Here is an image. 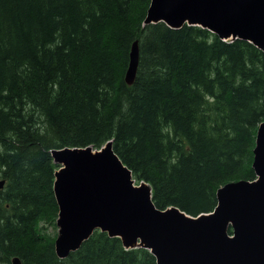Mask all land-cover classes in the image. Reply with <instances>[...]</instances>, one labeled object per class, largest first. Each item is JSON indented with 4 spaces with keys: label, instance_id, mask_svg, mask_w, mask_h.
Here are the masks:
<instances>
[{
    "label": "trees",
    "instance_id": "obj_1",
    "mask_svg": "<svg viewBox=\"0 0 264 264\" xmlns=\"http://www.w3.org/2000/svg\"><path fill=\"white\" fill-rule=\"evenodd\" d=\"M150 3L0 0V264H158L99 229L57 255L52 149L113 141L157 207L193 216L216 208L221 186L256 178L264 51L198 25H144Z\"/></svg>",
    "mask_w": 264,
    "mask_h": 264
},
{
    "label": "water",
    "instance_id": "obj_2",
    "mask_svg": "<svg viewBox=\"0 0 264 264\" xmlns=\"http://www.w3.org/2000/svg\"><path fill=\"white\" fill-rule=\"evenodd\" d=\"M165 22L209 29L224 40H249L264 51V0H151L144 24ZM139 45L133 43L126 81H135ZM254 180L221 186L212 212L190 215L161 209L152 188L139 186L113 149L63 147L51 150L60 165L54 191L59 205L56 253L67 257L97 229L123 239L127 248L151 250L158 264H264V121L253 149ZM5 180H0V188ZM232 229V233L229 230ZM12 264H23L15 256Z\"/></svg>",
    "mask_w": 264,
    "mask_h": 264
},
{
    "label": "rangeland",
    "instance_id": "obj_3",
    "mask_svg": "<svg viewBox=\"0 0 264 264\" xmlns=\"http://www.w3.org/2000/svg\"><path fill=\"white\" fill-rule=\"evenodd\" d=\"M136 184H139L137 182H135ZM58 231H59V227L57 225L53 226V225H49L48 226V234H50L51 236L54 235H58ZM57 237V236H56ZM56 239V238H55Z\"/></svg>",
    "mask_w": 264,
    "mask_h": 264
}]
</instances>
